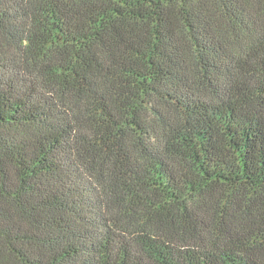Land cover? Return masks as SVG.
I'll return each mask as SVG.
<instances>
[{"label":"trees","instance_id":"obj_1","mask_svg":"<svg viewBox=\"0 0 264 264\" xmlns=\"http://www.w3.org/2000/svg\"><path fill=\"white\" fill-rule=\"evenodd\" d=\"M0 264H264V0H0Z\"/></svg>","mask_w":264,"mask_h":264}]
</instances>
